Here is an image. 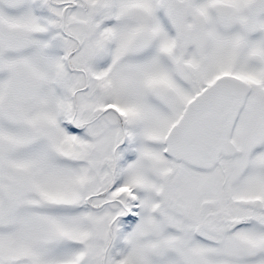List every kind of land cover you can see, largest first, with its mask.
Returning <instances> with one entry per match:
<instances>
[{
  "label": "snow or ice",
  "instance_id": "1",
  "mask_svg": "<svg viewBox=\"0 0 264 264\" xmlns=\"http://www.w3.org/2000/svg\"><path fill=\"white\" fill-rule=\"evenodd\" d=\"M0 264H264V0H0Z\"/></svg>",
  "mask_w": 264,
  "mask_h": 264
}]
</instances>
